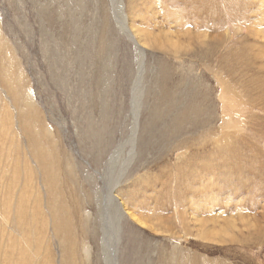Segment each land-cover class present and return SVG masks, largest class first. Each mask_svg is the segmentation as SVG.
Wrapping results in <instances>:
<instances>
[{
  "label": "rangeland",
  "instance_id": "374dc122",
  "mask_svg": "<svg viewBox=\"0 0 264 264\" xmlns=\"http://www.w3.org/2000/svg\"><path fill=\"white\" fill-rule=\"evenodd\" d=\"M0 42V264H264V0H0Z\"/></svg>",
  "mask_w": 264,
  "mask_h": 264
},
{
  "label": "bare ground",
  "instance_id": "6f19581e",
  "mask_svg": "<svg viewBox=\"0 0 264 264\" xmlns=\"http://www.w3.org/2000/svg\"><path fill=\"white\" fill-rule=\"evenodd\" d=\"M179 1H181L182 2V5H184V7H191L193 4H195V3H197L198 2V4H206L207 3V1L208 0H179ZM212 1V0H211ZM215 2V1H214ZM85 5V4H84ZM211 5V4H210ZM212 6V5H211ZM44 8V7H43ZM210 8V7H209ZM185 9H183L182 11H184ZM118 11V10H117ZM192 11H196V13H197V11H198V9L197 10H193V8H192V10H191V12ZM213 10H210V9H205V12L206 13H209V12H212ZM185 12V11H184ZM217 12H218V9H217ZM117 13V12H116ZM140 14H141V12H140ZM154 14V13H153ZM158 14V13H157ZM190 14V13H189ZM198 14V13H197ZM216 14V13H215ZM107 15V14H106ZM117 15V14H116ZM118 17V16H117ZM179 18H180V16H178ZM106 19V18H105ZM122 23V22H121ZM135 26V25H134ZM129 27V26H128ZM141 27V26H140ZM123 28V27H122ZM134 28H136V27H134ZM133 28V30H134V34H135V36H138V32L136 31L137 29H134ZM139 29V28H138ZM105 30V29H104ZM131 30V29H130ZM106 31H108V30H106ZM141 32H139V34H140ZM146 34H149V33H146ZM143 35H145V34H143ZM106 37H107V35H106ZM141 37V36H140ZM149 37V36H148ZM147 37V38H148ZM152 37V36H151ZM104 38H105V36H104ZM145 38H146V36H145ZM151 39V38H150ZM149 40V39H148ZM107 42H108V39H107ZM101 49L102 50H105L106 49V44H105V41L103 40L102 42H101ZM4 47H6V49L8 50V51H10V49H9V47L7 46V44H5V46L4 45H2L1 44V42H0V51H1V49L2 48H4ZM100 49V50H101ZM11 52V51H10ZM239 53V52H238ZM104 53L102 52V53H100V54H98V56L102 59L103 57H104V55H103ZM240 54V53H239ZM239 54H237V55H239ZM11 55H12V53H11ZM0 56H3V54H1V52H0ZM205 56H206V54H205ZM240 56V55H239ZM4 57V56H3ZM241 57V56H240ZM239 57V58H240ZM1 62V61H0ZM245 65H248V64H245ZM0 66L2 67L3 66V62H1L0 63ZM1 70H2V68H1ZM141 74V73H140ZM173 76V75H172ZM164 80V79H163ZM167 80H169V79H167ZM193 83V82H192ZM166 84V83H165ZM20 85V84H19ZM168 85V84H167ZM178 85V84H177ZM173 86V85H172ZM171 86V87H172ZM12 91H13V98H14V100L15 101H17L18 103H20L21 102V98H20V88H19V86H17V88L14 86L13 88H12ZM206 91V90H205ZM228 92H230V93H232L233 94V92L231 91V90H227ZM207 92V91H206ZM196 93V92H195ZM208 93H206V95H207ZM201 96V95H200ZM209 96V95H208ZM163 97H166L167 99H170L171 101H172V105L174 106V107H176V106H178V101H177V96L176 95H174L173 93H172V91L171 90H169L166 86H165V91H164V94H163V96L161 97V100H162V98ZM194 97V96H193ZM198 97V96H197ZM204 97V96H203ZM206 98V97H205ZM193 99V98H192ZM199 99V98H198ZM250 99V98H249ZM248 99V100H249ZM201 100V99H200ZM246 101L247 103H246V105H248L249 104V106L250 107H254V104L253 103H251V101L253 102V98H251V100L250 101ZM194 101V100H193ZM211 101V100H210ZM201 102V101H200ZM245 102V101H244ZM159 103V102H158ZM194 103V102H193ZM197 103V102H196ZM246 108V107H245ZM256 108V107H255ZM168 109V108H167ZM178 109V108H177ZM188 109H190V108H188ZM244 110V109H243ZM185 111V110H184ZM184 111L182 112V113H184ZM247 112V111H246ZM248 113V112H247ZM191 114V113H190ZM185 115H187V113L185 114ZM181 116V115H180ZM249 116V115H248ZM252 116V115H251ZM20 117H21V120L22 121H25L26 123H29L28 122V119H27V112L26 111H22L21 113H20ZM162 117V116H161ZM160 117V118H161ZM253 117V116H252ZM249 118V117H248ZM188 120H190V117H188L187 118V121ZM239 120V119H238ZM245 121V120H244ZM235 122H237V121H235ZM204 124V123H203ZM233 124V123H232ZM240 124V123H239ZM209 126H212V124L211 125H209ZM214 126V125H213ZM237 126H238V124H237ZM205 128V127H204ZM203 128V129H204ZM250 128V127H249ZM215 129V128H214ZM212 130V129H211ZM253 130V129H252ZM256 130V129H255ZM144 131V130H143ZM251 132V131H250ZM254 132V131H253ZM145 133V132H144ZM238 134V133H237ZM237 134H235V135H237ZM251 134V133H250ZM254 134H256V133H254ZM240 135V134H239ZM238 137V136H237ZM251 137H252V135H251ZM232 139V138H231ZM247 139V138H246ZM35 140V139H34ZM248 140V139H247ZM37 141V140H36ZM234 141V140H233ZM264 141V140H263ZM229 142H231V141H229ZM235 142V141H234ZM247 142V141H246ZM251 142V141H250ZM39 143V142H38ZM188 143V142H187ZM232 143V142H231ZM238 144V143H237ZM239 144H241V143H239ZM235 145H236V143H235ZM235 145H233V144H228V145H224L223 147L221 146V149H222V151H224L225 153H227V156H228V158L225 160H220V162H219V159H218V163H221L222 162V164H221V166L224 168L225 166H227L228 165V163L229 162H227L228 161V159H234V158H237L238 156H240V154H239V149L238 148H233ZM247 145V144H246ZM254 145V144H253ZM237 146V145H236ZM242 145H240V147H241ZM183 147V146H182ZM242 147H244V146H242ZM248 147V146H247ZM215 148V147H214ZM220 148V147H219ZM245 148V147H244ZM251 149V148H250ZM42 150V149H41ZM255 150H256V148H255ZM254 150V151H255ZM37 151V150H36ZM43 151V150H42ZM216 151V150H215ZM220 151V150H219ZM192 152V151H191ZM242 152V151H241ZM240 152V153H241ZM35 153H37V152H35ZM45 153V152H44ZM185 153V152H184ZM218 154H219V152H217ZM254 153V152H253ZM200 154V153H199ZM208 154V153H207ZM222 154V153H221ZM224 154V153H223ZM222 154V155H223ZM42 155V154H41ZM50 155V154H49ZM181 155H182V153H181ZM205 155V153H203V156ZM221 155V156H222ZM210 156H212V157H215L214 155H212V154H210ZM220 156V157H221ZM226 157V156H225ZM51 159H53V158H51ZM197 159H199V157L196 155V154H191L190 156H185V161H186V165L189 167V169H191V167L192 166H195V164L197 165V163H196V161H197ZM253 159V158H252ZM52 161V160H51ZM246 161H248V160H246ZM42 162H45V165H44V167H45V176H46V180L48 181V184H49V187L51 188V190H52V192L54 193L55 192V190L57 189V187H58V185H59V180L57 179V177L55 176V174H53L52 173V171L50 170V168H49V157L48 158H44L43 160H42ZM195 162V163H194ZM57 163V162H56ZM216 163V161H210L209 163H199L197 166L199 167V170H203V171H205V170H209V169H212L213 167H214V165H212V164H215ZM244 163H245V161H244ZM252 163V162H251ZM200 164H201V166L202 167H200ZM180 165V164H179ZM233 165V164H232ZM241 165V164H240ZM251 165V164H250ZM181 166V165H180ZM235 167V166H234ZM196 168V167H195ZM236 168V167H235ZM245 168V167H244ZM251 168V167H250ZM228 169V168H227ZM238 169V168H237ZM180 170V169H179ZM230 170V169H229ZM112 188V187H111ZM112 190L113 189H109L108 188V194H107V196H106V200H105V216L104 217H106L105 218V220H107V224H108V227L111 229V226L112 227H114L113 225H111V223H109V210H110V208H111V205L112 204H114L116 207H117V198H116V196L114 195V192H112ZM59 191H61V189H58L57 191H56V193H58ZM113 201H115V202H113ZM58 214V213H57ZM56 215V214H55ZM111 218V217H110ZM57 219V218H56ZM111 222V221H110ZM115 225V224H114ZM109 235H111L110 233H108ZM112 237V236H111ZM111 253H110V255L113 257V259H114V262H115V258H116V255H115V250H113V249H115V240H114V238L112 239L111 238ZM109 254V253H108ZM108 257H110V256H108ZM116 263V262H115Z\"/></svg>",
  "mask_w": 264,
  "mask_h": 264
}]
</instances>
